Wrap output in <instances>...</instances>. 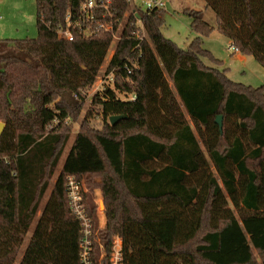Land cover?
Listing matches in <instances>:
<instances>
[{"label": "trees", "instance_id": "16d2710c", "mask_svg": "<svg viewBox=\"0 0 264 264\" xmlns=\"http://www.w3.org/2000/svg\"><path fill=\"white\" fill-rule=\"evenodd\" d=\"M35 1L38 36L0 40V264H15L70 138L68 120L101 74L20 264H83L70 175L100 188L105 203L101 228L94 192L83 187L99 235L94 264L101 252L109 264L116 235L124 264H264V86L221 69L203 46L215 27L202 11L184 12L196 37L182 48L161 31L164 8L136 7L102 71L114 33L88 36L85 20L76 25L86 0ZM95 1L113 31L131 10L130 0ZM204 2L217 29L264 68V0ZM67 28L72 40L59 36ZM97 116L101 129L90 125ZM111 116L123 118L112 125Z\"/></svg>", "mask_w": 264, "mask_h": 264}, {"label": "rangeland", "instance_id": "374dc122", "mask_svg": "<svg viewBox=\"0 0 264 264\" xmlns=\"http://www.w3.org/2000/svg\"><path fill=\"white\" fill-rule=\"evenodd\" d=\"M130 5L131 10L126 13L125 19L120 22L117 30L113 32V44L102 66V71L106 68L108 61L110 60L114 52L115 45L118 40L117 38H119L122 30L126 28L125 23L130 12L133 9H136V7L141 8L142 10H146L147 8L146 0H130ZM164 9L166 11L165 21L161 27V31L165 35V37L169 38L182 48H186L196 37V33L192 31L190 26L191 19L184 12L187 9L202 11L205 20L213 27H215V30L209 36L202 38L203 46L207 50L211 51L215 58L221 61V69H225V73L227 74V76L237 83H242L253 87L264 86V68L256 61L253 56L243 55L244 58H240L239 55L241 53L239 51L229 49L230 40L217 29L216 15L211 8L206 6L204 0H165ZM36 21L37 8L35 0H0V40L36 38L38 36ZM141 32L144 33L143 30H141ZM204 61L209 65L211 64L206 59ZM102 82L103 78L101 74L97 78L95 84L88 89L85 95L86 98L81 112L77 113V115L68 120L71 129L70 138L66 144L64 153L59 162L57 173L50 180V186L47 190V193L40 201L38 214L34 222L32 223L28 234L24 237V241L20 250L18 251L15 264H20L23 253L34 230L36 221L38 220L42 209L48 199L56 176L61 170L62 163L73 144L76 133L80 130V127L85 120V115L90 108L92 96L97 91L98 87L101 86ZM1 123L4 122H0V124ZM90 125L94 129H101L103 127L102 117L97 116L93 118L90 121ZM84 180L87 183V181L89 180L88 176H85ZM94 180L97 181L99 180V178H94ZM82 184L83 187H87L90 190L92 189L91 191L94 192L93 195L98 205L97 211L98 213L100 212V215H102L101 213L105 211V203L103 198L101 197L102 194H100V188H98L97 186L90 187L88 184L85 185L84 182H82ZM106 222L104 227H106ZM92 240L94 244V250L91 256L92 262L90 264L95 263L94 252L96 245H99V235L97 230L95 231ZM255 255H258L256 251ZM104 258V254L102 255L101 252L100 257L98 258L100 264Z\"/></svg>", "mask_w": 264, "mask_h": 264}, {"label": "built area", "instance_id": "2783aa9c", "mask_svg": "<svg viewBox=\"0 0 264 264\" xmlns=\"http://www.w3.org/2000/svg\"><path fill=\"white\" fill-rule=\"evenodd\" d=\"M146 10H153L155 8H164L165 0H146ZM103 6H100L96 3L95 0H86L81 5V13L79 15L80 20L76 22V25L79 26L83 20H85L89 25L85 28L84 32L86 35L90 36L93 33H97L102 30L113 31V27L110 24L102 22L96 18L97 10L102 9ZM104 8H107L106 6ZM67 26L71 23L70 15L66 18ZM140 34H138L139 36ZM59 36L66 37L69 40L73 39V33L70 28L65 30H61L59 32ZM119 39V38H117ZM230 50L238 51V48L230 41L229 45ZM103 78V82L101 86L105 83V79ZM108 81H112V77H108ZM98 87L99 88H101ZM97 89V90H98ZM122 98H130L134 99L135 96L131 95L129 97L123 96ZM67 196H68V204L75 215V217L80 221V227L82 232L81 238V261L83 264H90L92 262V253L94 250V244L92 237L94 236L93 230V221L91 217L87 214L85 205L83 202V184L78 181L74 176L70 175L67 178ZM98 209V208H97ZM104 252L102 253V255ZM105 256V254H104ZM109 264H124L123 263V240L119 235L114 236L112 240V250L110 253Z\"/></svg>", "mask_w": 264, "mask_h": 264}, {"label": "water", "instance_id": "95a60500", "mask_svg": "<svg viewBox=\"0 0 264 264\" xmlns=\"http://www.w3.org/2000/svg\"><path fill=\"white\" fill-rule=\"evenodd\" d=\"M123 118V116H111L109 118V121L112 125H114L119 119ZM216 123L219 125L220 129L222 130L223 128V117L222 115H219L217 118H216ZM4 126L5 124L4 123H1L0 124V135L2 134L3 130H4ZM103 202V201H102Z\"/></svg>", "mask_w": 264, "mask_h": 264}, {"label": "crops", "instance_id": "0c3cea01", "mask_svg": "<svg viewBox=\"0 0 264 264\" xmlns=\"http://www.w3.org/2000/svg\"><path fill=\"white\" fill-rule=\"evenodd\" d=\"M240 58H244V56L242 54L239 55ZM100 194H101V191H100ZM102 197V195H101ZM102 215H100V212H99V220H100V227L103 228L105 226V222H106V216H105V213H101ZM103 217V218H102Z\"/></svg>", "mask_w": 264, "mask_h": 264}]
</instances>
